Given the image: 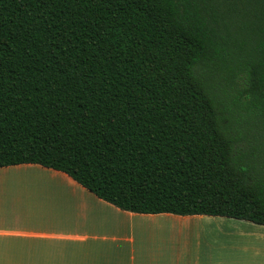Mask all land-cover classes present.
<instances>
[{
    "label": "trees",
    "instance_id": "1",
    "mask_svg": "<svg viewBox=\"0 0 264 264\" xmlns=\"http://www.w3.org/2000/svg\"><path fill=\"white\" fill-rule=\"evenodd\" d=\"M24 163L264 225V0H0V167Z\"/></svg>",
    "mask_w": 264,
    "mask_h": 264
},
{
    "label": "crops",
    "instance_id": "2",
    "mask_svg": "<svg viewBox=\"0 0 264 264\" xmlns=\"http://www.w3.org/2000/svg\"><path fill=\"white\" fill-rule=\"evenodd\" d=\"M0 264H264V225L126 211L24 163L0 167Z\"/></svg>",
    "mask_w": 264,
    "mask_h": 264
}]
</instances>
